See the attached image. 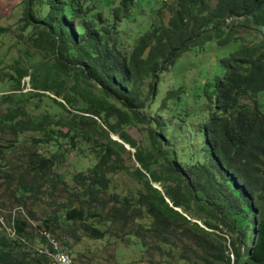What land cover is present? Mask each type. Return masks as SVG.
Returning a JSON list of instances; mask_svg holds the SVG:
<instances>
[{
	"label": "trees",
	"instance_id": "obj_1",
	"mask_svg": "<svg viewBox=\"0 0 264 264\" xmlns=\"http://www.w3.org/2000/svg\"><path fill=\"white\" fill-rule=\"evenodd\" d=\"M21 1L24 48L0 92V179L16 206L33 219L52 205L37 228L70 257L86 237L159 264H264V0ZM209 40L235 45L223 74L163 91ZM69 153L89 163L56 171ZM6 219L0 264H51L43 234L40 251L27 245L29 219Z\"/></svg>",
	"mask_w": 264,
	"mask_h": 264
},
{
	"label": "rangeland",
	"instance_id": "obj_2",
	"mask_svg": "<svg viewBox=\"0 0 264 264\" xmlns=\"http://www.w3.org/2000/svg\"><path fill=\"white\" fill-rule=\"evenodd\" d=\"M21 16V0H0V27H7V31L0 36V92L9 89L10 84L13 82L12 80H8V78L2 73L10 70L9 64L12 62V59L19 57L21 55L22 48H24L25 35L19 31L20 26L23 24L20 20ZM16 42L18 44H16ZM234 46L235 45L231 43L227 46L219 47L215 44L214 40H209L200 47L190 48L188 51L182 53L162 75V90L165 91L167 88L180 85L195 87L197 83L203 81V78L222 75L223 68L219 65L218 60L232 51ZM26 79L27 77H23L21 81H26ZM24 88L27 90V85H25ZM136 127L138 126L132 124L126 128V131L133 138L141 137L140 135L138 136ZM114 137V135H111V138ZM39 149L42 150L41 148ZM40 150L37 149V151ZM77 159L79 160V164L74 167L73 162ZM11 163H19L13 159V155L11 156ZM88 163L89 161L86 157L76 158L73 153H69L65 158V162L60 164L56 171H62L65 174H69L74 170H79L81 167L86 166ZM10 172L14 175V177L18 175L16 170H12ZM122 178L127 183H129V181L131 182V180H128L125 177ZM65 179L68 181L67 178ZM1 181L2 180L0 179V182ZM1 183L0 203H2V206L0 207V228L5 226L6 231H10V228L7 226L6 219L9 215L13 216L16 213H19L22 216L27 217L29 219V223L34 228L30 230L32 237L34 238V245L32 243L27 245L33 246L34 249L40 251L45 245L38 240V236L45 233L44 231L41 232V229L37 228V225L40 223V214L43 213L41 209L42 207H45L46 211H51L52 205L40 203L39 205L32 206L31 209L35 210L34 218L32 219L28 216V212H26L28 205L26 207L16 206V202L11 196L9 190L5 187L3 182ZM57 244L59 245L60 243L57 242ZM72 247L79 250L83 255L80 257L78 253L69 251L76 264H155V262H158L159 264L160 259L157 253L151 252L150 256H145V254L139 249L131 247L121 241H116L112 245H106V243L101 239L95 240L83 237L78 244H73ZM113 247L118 249L115 257H113L114 255L112 254ZM177 251L178 250L176 248L173 249L172 252L174 257L177 255ZM171 260H173V258H171ZM173 264L190 263L173 261Z\"/></svg>",
	"mask_w": 264,
	"mask_h": 264
},
{
	"label": "built area",
	"instance_id": "obj_3",
	"mask_svg": "<svg viewBox=\"0 0 264 264\" xmlns=\"http://www.w3.org/2000/svg\"><path fill=\"white\" fill-rule=\"evenodd\" d=\"M46 238L47 244L50 245L51 249L48 253L51 264H76L72 257H70L67 252L61 248V245L57 244L55 238L52 234L43 233Z\"/></svg>",
	"mask_w": 264,
	"mask_h": 264
},
{
	"label": "water",
	"instance_id": "obj_4",
	"mask_svg": "<svg viewBox=\"0 0 264 264\" xmlns=\"http://www.w3.org/2000/svg\"><path fill=\"white\" fill-rule=\"evenodd\" d=\"M112 139H116L117 141H119L116 137L112 138ZM120 142V141H119ZM124 147L127 148V145L124 144ZM153 187L159 189L155 184L152 185ZM167 201V200H166ZM176 210H178L177 208H175Z\"/></svg>",
	"mask_w": 264,
	"mask_h": 264
},
{
	"label": "clouds",
	"instance_id": "obj_5",
	"mask_svg": "<svg viewBox=\"0 0 264 264\" xmlns=\"http://www.w3.org/2000/svg\"><path fill=\"white\" fill-rule=\"evenodd\" d=\"M116 137V136H115ZM153 185V184H152ZM201 227H203L199 222H197ZM230 256L232 257V255L230 254ZM50 261H51V259H50Z\"/></svg>",
	"mask_w": 264,
	"mask_h": 264
}]
</instances>
